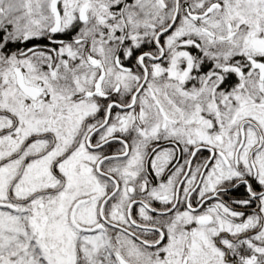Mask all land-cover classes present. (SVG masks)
Instances as JSON below:
<instances>
[{"label":"snow or ice","instance_id":"obj_1","mask_svg":"<svg viewBox=\"0 0 264 264\" xmlns=\"http://www.w3.org/2000/svg\"><path fill=\"white\" fill-rule=\"evenodd\" d=\"M0 264H264V0H0Z\"/></svg>","mask_w":264,"mask_h":264}]
</instances>
